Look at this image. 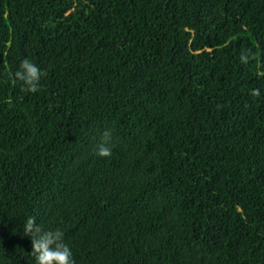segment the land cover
<instances>
[{
	"label": "trees",
	"instance_id": "1",
	"mask_svg": "<svg viewBox=\"0 0 264 264\" xmlns=\"http://www.w3.org/2000/svg\"><path fill=\"white\" fill-rule=\"evenodd\" d=\"M29 216L74 264H264V0H0V264Z\"/></svg>",
	"mask_w": 264,
	"mask_h": 264
},
{
	"label": "clouds",
	"instance_id": "2",
	"mask_svg": "<svg viewBox=\"0 0 264 264\" xmlns=\"http://www.w3.org/2000/svg\"><path fill=\"white\" fill-rule=\"evenodd\" d=\"M43 74V69L28 58L20 60L13 73L15 79L21 81L22 85L32 92L38 90ZM111 140V130H103L95 145L96 154L110 155ZM23 232L31 238V251L36 264H74L72 250L64 241V234L60 228H44L34 217L29 216L23 223Z\"/></svg>",
	"mask_w": 264,
	"mask_h": 264
}]
</instances>
